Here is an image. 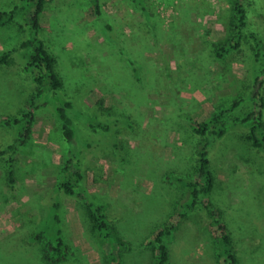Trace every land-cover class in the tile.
<instances>
[{
  "label": "rangeland",
  "instance_id": "rangeland-1",
  "mask_svg": "<svg viewBox=\"0 0 264 264\" xmlns=\"http://www.w3.org/2000/svg\"><path fill=\"white\" fill-rule=\"evenodd\" d=\"M251 1V27L264 36V0ZM18 2L0 0V11H11ZM101 2L105 23L91 0L49 1L42 14V34L65 87L44 95L55 98L38 110L31 137L16 156L14 191L8 188L5 158H0V264H51L43 258L48 240L33 238L49 215L47 192L59 184L68 159L55 111L60 96H85L90 107L104 100L116 110L113 118L120 113L130 120L116 140L119 154L102 150L91 155L77 188L108 204L126 245L102 241L83 205L64 196L62 227L73 255L58 264H153V238L172 222L176 228L166 238L167 264H223L201 206L178 219L188 195L167 174L191 171V143L183 127L187 117L205 121L235 100L244 102L233 119L253 109L251 86L262 66L254 63L251 46L220 61L209 49L229 36L232 0H142L145 11L133 0ZM27 19L19 12L0 25V55L30 37ZM107 22L114 29L108 30ZM26 54H12L11 62L0 67V150L18 138L20 127L3 120L20 117L38 89L25 71ZM82 128L80 123V140ZM248 153L238 139L222 141L214 150L213 200L232 231L239 264H264V158ZM112 255L118 260L112 261Z\"/></svg>",
  "mask_w": 264,
  "mask_h": 264
},
{
  "label": "trees",
  "instance_id": "trees-1",
  "mask_svg": "<svg viewBox=\"0 0 264 264\" xmlns=\"http://www.w3.org/2000/svg\"><path fill=\"white\" fill-rule=\"evenodd\" d=\"M49 1L53 0H19L13 10L0 11V25L2 26H6L19 12L24 13L30 23H28L30 37L24 40L18 49L1 54L0 67L11 62L12 54L22 50L26 51L25 71L31 74L33 82L38 86L36 94L26 104L20 117L3 120L7 125L20 126L18 138L0 150V158H5L8 188L12 191L15 190L17 182L16 156L31 137L38 110L48 106L55 98V96L44 95L63 92L65 87L64 79L57 68V59L50 51L42 34L41 17ZM91 1L99 21L105 23L101 0ZM133 2L145 11L142 0H133ZM254 3L255 1L251 0H232L230 15L227 19L229 36L223 42L212 44L209 48L212 57L220 61L233 53L243 52L246 45L251 46L254 63L262 66L251 86V97L255 100L253 109L243 118L233 119L232 116L244 102L235 100L227 106L217 108L205 121L198 122L194 118L187 117L183 127L186 138L191 143L189 154L192 162L191 171L187 175H178L174 172L167 174V179L188 195L184 204L180 205L178 219H186L191 210L200 205L210 220L223 264H239V258L232 231L213 200L217 177L212 165V153L222 141L238 139L244 149H248L258 158H264V65H262L264 63V36L251 27ZM105 27L108 30L114 29L108 22ZM130 63L135 64L133 61ZM134 71L138 72L137 68ZM60 97L62 100L56 104L55 111L62 126L63 140L68 146V159L59 184L47 192L50 198L49 215L33 238L34 241L48 240L43 249V258L51 264L66 262L73 255L62 227L61 210L64 196L75 198L83 205L92 231L102 241L113 247L126 245L113 224L114 220L109 213L108 204L98 203L86 197L82 192H78L77 188L78 184L86 178L91 155H96L102 150L103 152L111 150L116 156L119 154L116 140L125 122L130 120V116L119 113L113 118L116 110L106 107L104 100H100L95 107L86 105V109L83 101L85 96L81 98ZM78 123H83L82 129L85 136L82 140L79 138ZM127 124V127L133 129L134 124ZM235 129H240L237 134L233 132ZM251 153L248 154L252 156ZM118 161H126V158L118 157ZM175 228V222L168 223L154 236L151 243L153 244V264L168 263L170 250L166 238ZM111 259L112 261L118 260L114 255Z\"/></svg>",
  "mask_w": 264,
  "mask_h": 264
}]
</instances>
